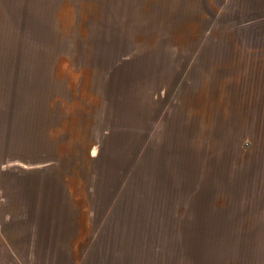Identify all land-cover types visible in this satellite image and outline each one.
Instances as JSON below:
<instances>
[{
    "label": "rangeland",
    "instance_id": "obj_1",
    "mask_svg": "<svg viewBox=\"0 0 264 264\" xmlns=\"http://www.w3.org/2000/svg\"><path fill=\"white\" fill-rule=\"evenodd\" d=\"M0 264H264V0H0Z\"/></svg>",
    "mask_w": 264,
    "mask_h": 264
}]
</instances>
